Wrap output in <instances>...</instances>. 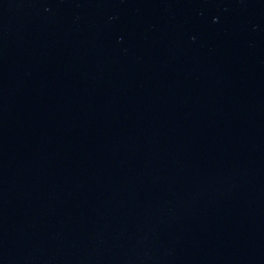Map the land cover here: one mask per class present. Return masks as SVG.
<instances>
[{
  "label": "water",
  "instance_id": "1",
  "mask_svg": "<svg viewBox=\"0 0 264 264\" xmlns=\"http://www.w3.org/2000/svg\"><path fill=\"white\" fill-rule=\"evenodd\" d=\"M0 264H264V0H0Z\"/></svg>",
  "mask_w": 264,
  "mask_h": 264
}]
</instances>
